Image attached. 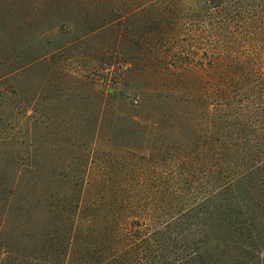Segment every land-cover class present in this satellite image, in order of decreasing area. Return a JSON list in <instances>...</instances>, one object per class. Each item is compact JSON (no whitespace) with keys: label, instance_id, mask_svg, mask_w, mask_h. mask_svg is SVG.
I'll use <instances>...</instances> for the list:
<instances>
[{"label":"trees","instance_id":"obj_1","mask_svg":"<svg viewBox=\"0 0 264 264\" xmlns=\"http://www.w3.org/2000/svg\"><path fill=\"white\" fill-rule=\"evenodd\" d=\"M99 9L51 56L0 57V264H264V0ZM102 35L117 72L70 93L87 106L22 89Z\"/></svg>","mask_w":264,"mask_h":264},{"label":"rangeland","instance_id":"obj_2","mask_svg":"<svg viewBox=\"0 0 264 264\" xmlns=\"http://www.w3.org/2000/svg\"><path fill=\"white\" fill-rule=\"evenodd\" d=\"M131 3L132 0H0V57L9 58L22 53L21 60L24 61L46 53L51 56L53 54L51 51L55 48L74 42L75 34L86 31L84 27L92 28L97 25L102 11L99 8H128ZM126 4L128 7H125ZM87 19L91 23L85 26L84 23L87 22ZM52 30L60 32L58 39H46V36L51 35ZM106 37L102 35L89 38L84 45L78 44L55 54L57 56L56 61H60L66 70L67 81H63L62 85L58 83L55 66L47 72H44L43 68L30 71L23 77L22 89L39 93L48 89L45 97L57 105L60 104L59 97L68 94V97L64 99L65 104L87 106V100L76 101L70 93L75 90L81 93H91L93 87L97 88L98 91L104 90L109 86L107 82L113 80L117 72L116 65L110 70H105L108 67L103 64L109 57L104 56L101 61V57L96 55L103 47L108 48L110 46L109 40H105ZM46 42L50 44L48 45ZM21 45L32 47V49L26 52L19 51L18 48ZM95 57L99 61L92 63L93 61L90 60ZM87 68L88 70L91 68V70L84 72ZM70 73L90 74L88 76L90 77L91 88L75 83L72 78L68 79ZM197 73L199 74V70L191 71V74L198 75ZM45 74H47L46 78ZM157 74L154 73V75ZM130 83L132 84V82ZM122 84L127 83L122 82ZM92 102L93 99L88 100V105ZM120 144H123L122 141H119L117 150L113 154H123L120 149L124 145Z\"/></svg>","mask_w":264,"mask_h":264}]
</instances>
